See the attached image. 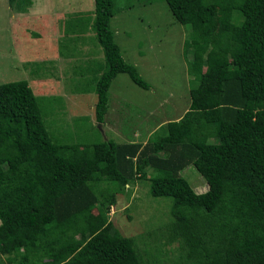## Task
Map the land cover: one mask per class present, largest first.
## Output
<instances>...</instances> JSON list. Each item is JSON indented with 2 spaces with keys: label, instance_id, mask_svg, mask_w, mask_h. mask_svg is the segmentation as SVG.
<instances>
[{
  "label": "trees",
  "instance_id": "trees-1",
  "mask_svg": "<svg viewBox=\"0 0 264 264\" xmlns=\"http://www.w3.org/2000/svg\"><path fill=\"white\" fill-rule=\"evenodd\" d=\"M188 25L184 57L190 103L146 142L53 141L26 80L0 84V255L6 264H159L103 209L133 179L170 199L156 238L178 243L171 264H264V0H164ZM12 5L15 0H8ZM114 0H94L106 68L96 82L95 121L121 73L150 85L122 56L110 26ZM190 55V57H189ZM193 164L208 189L180 174ZM155 173L147 177L146 168Z\"/></svg>",
  "mask_w": 264,
  "mask_h": 264
},
{
  "label": "rangeland",
  "instance_id": "rangeland-1",
  "mask_svg": "<svg viewBox=\"0 0 264 264\" xmlns=\"http://www.w3.org/2000/svg\"><path fill=\"white\" fill-rule=\"evenodd\" d=\"M94 17V0H15L12 5L0 0V84L28 82L55 142H124L134 128L149 136L148 126L182 115L192 86L183 51L190 27L173 19L164 0H114L110 26L115 41L150 87L143 89L126 73L118 74L108 91L105 121H95V85L106 59ZM146 169L147 177L155 174ZM180 174L197 193L208 189L192 163ZM170 202L153 197L150 181L137 177L116 194L114 203L97 206L93 213L103 209L115 228L135 238L141 252H156L154 247L164 242L156 252L159 264H171L180 255L178 243L156 238L170 219ZM4 260L0 255V264Z\"/></svg>",
  "mask_w": 264,
  "mask_h": 264
},
{
  "label": "crops",
  "instance_id": "crops-1",
  "mask_svg": "<svg viewBox=\"0 0 264 264\" xmlns=\"http://www.w3.org/2000/svg\"><path fill=\"white\" fill-rule=\"evenodd\" d=\"M186 110H187V109H186ZM186 110H185V111H186ZM185 111H184V112H185ZM106 113H107V112H106ZM106 115H107V114H105V116H106ZM182 115H183V114H182ZM179 117H181V115H180ZM179 117H178V118H179ZM105 118H106V117H104V121H105ZM178 118H177V119H178ZM162 123H163V122H161V124H162ZM164 123H165V122H164ZM161 124H157L156 126H154V125H152V126H148V127H147V128H148V131H149V130H152V131L155 130V129H156L159 125H161ZM152 131H150L149 135L151 134ZM141 132H142V131L139 130V128H138V129H137V128H134V129L132 130V134H130V138H129V139L132 140V141L141 142V141H139V140H136L135 138L138 137V136H144V135H145L146 138H145V140H144L142 143L146 142V140H147V138H148L149 136L146 135L147 133L144 134V132H142V133H141ZM181 171H182V170H181Z\"/></svg>",
  "mask_w": 264,
  "mask_h": 264
}]
</instances>
